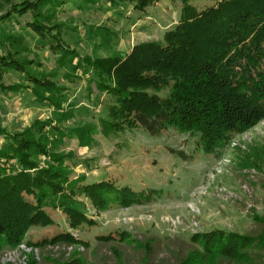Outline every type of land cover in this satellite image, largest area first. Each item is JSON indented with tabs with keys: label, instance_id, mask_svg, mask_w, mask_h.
<instances>
[{
	"label": "rangeland",
	"instance_id": "374dc122",
	"mask_svg": "<svg viewBox=\"0 0 264 264\" xmlns=\"http://www.w3.org/2000/svg\"><path fill=\"white\" fill-rule=\"evenodd\" d=\"M24 1L0 0V16L12 4ZM216 1L191 3L204 9ZM181 8L182 0H160L146 12L111 0H64L63 4L46 6L44 11L50 17L49 26H62L65 44L78 54L68 56L74 58L75 65L86 55L125 56L141 43L162 42L178 24ZM23 26L11 29L24 39L17 46V59H36L41 66L29 68L30 74L57 82L60 91L36 87L23 74L8 72V83L18 89L8 94L0 92V128L11 135L32 136L36 140L45 135L49 152L66 159L64 165L72 177L84 176L87 183L111 180L119 187L157 192L149 202L129 208L114 206L106 211H97L79 198L84 204L82 210L97 222L79 231L70 229L60 209L47 207L55 224L31 228L26 241L69 231L91 243L89 249H80V257L88 264H181L198 247L193 237L199 234L220 230L255 237L257 243L264 240L263 226L255 220L256 216H264V120L234 136L214 154L196 150L195 138L173 129L159 137L142 129L104 136L99 120L107 116L109 97L99 92L95 74L80 68L74 71L68 58L62 60V53L53 55L48 49L41 50L37 37ZM6 48L17 50L0 41V54ZM33 89L38 95L31 93ZM42 96H56L68 118L60 117L61 110L45 103ZM78 129H89L83 140ZM48 162L49 159H42L43 164ZM111 232L129 233L144 244L149 242L152 251L97 241V236ZM112 249L121 252V261ZM31 251L25 245L7 248L0 254V264H27L25 253ZM73 252V247L66 246L33 251L38 264H64L72 260ZM219 257L214 255L208 262L195 264H264V245L247 249L236 260Z\"/></svg>",
	"mask_w": 264,
	"mask_h": 264
},
{
	"label": "trees",
	"instance_id": "16d2710c",
	"mask_svg": "<svg viewBox=\"0 0 264 264\" xmlns=\"http://www.w3.org/2000/svg\"><path fill=\"white\" fill-rule=\"evenodd\" d=\"M95 2L96 0H87ZM129 3L138 12H146L160 0H111ZM63 4L64 0H25L12 4L0 16V41L17 49L24 43L13 34L16 26L31 30L37 47L62 60L78 55L64 42L62 26H49L46 6ZM25 19L27 21L24 23ZM18 49H5L0 54V92L8 94L17 86L8 83L7 73L23 74L36 87L60 91L57 82L30 74L29 68L41 66L36 59H17ZM73 61L74 58H68ZM78 68L93 72L100 93H106L107 116L99 120L101 133L110 137L126 130L142 129L159 137L173 129L196 139V150L214 154L236 135L243 134L264 120V0H217L199 9L191 0H182L181 16L176 27L162 42H145L133 47L125 56L105 58L81 57ZM31 91V90H30ZM31 93L38 95L34 89ZM61 95V94H59ZM43 97V96H42ZM48 105L68 118L56 96L43 97ZM62 132L61 128H56ZM89 129H78L81 139ZM32 131V130H31ZM29 130V133H32ZM45 135H11L0 128V254L25 245L27 264H38L33 253L48 246L73 247L72 260L64 264H88L80 249L91 243L72 232H59L52 237L28 240L31 228L50 227L55 223L46 208L60 209L69 227L79 231L93 226V220L81 206L84 198L97 211L117 206L129 208L151 201L156 191H137L119 187L111 180L87 183L84 176H70L66 159L49 152ZM44 139V140H43ZM180 157L186 155L179 152ZM47 158V164L42 159ZM255 220L263 226L264 216ZM100 244L124 243L151 253L152 247L129 233L111 232L97 236ZM193 248L181 264L208 262L214 255L236 260L259 244L262 239L249 235L214 231L193 237ZM119 261L122 254L112 249ZM79 256V257H78Z\"/></svg>",
	"mask_w": 264,
	"mask_h": 264
},
{
	"label": "built area",
	"instance_id": "2783aa9c",
	"mask_svg": "<svg viewBox=\"0 0 264 264\" xmlns=\"http://www.w3.org/2000/svg\"><path fill=\"white\" fill-rule=\"evenodd\" d=\"M2 161V158H1V156H0V162Z\"/></svg>",
	"mask_w": 264,
	"mask_h": 264
}]
</instances>
